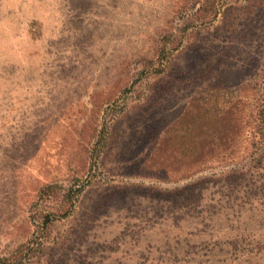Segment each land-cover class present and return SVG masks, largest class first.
I'll use <instances>...</instances> for the list:
<instances>
[{
  "label": "rangeland",
  "instance_id": "rangeland-1",
  "mask_svg": "<svg viewBox=\"0 0 264 264\" xmlns=\"http://www.w3.org/2000/svg\"><path fill=\"white\" fill-rule=\"evenodd\" d=\"M263 118L264 0H0V264H264Z\"/></svg>",
  "mask_w": 264,
  "mask_h": 264
},
{
  "label": "trees",
  "instance_id": "trees-1",
  "mask_svg": "<svg viewBox=\"0 0 264 264\" xmlns=\"http://www.w3.org/2000/svg\"><path fill=\"white\" fill-rule=\"evenodd\" d=\"M212 21H213V20H212ZM262 117H263V116H262ZM262 122L264 123V118H263ZM80 191H81V190H80ZM80 191H79V192H80ZM2 264H6V263H5V262H3Z\"/></svg>",
  "mask_w": 264,
  "mask_h": 264
}]
</instances>
